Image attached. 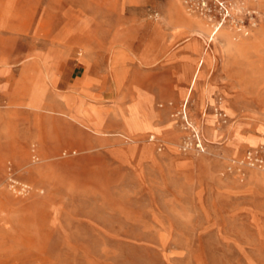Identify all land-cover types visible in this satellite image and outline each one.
I'll return each instance as SVG.
<instances>
[{
	"label": "rangeland",
	"instance_id": "374dc122",
	"mask_svg": "<svg viewBox=\"0 0 264 264\" xmlns=\"http://www.w3.org/2000/svg\"><path fill=\"white\" fill-rule=\"evenodd\" d=\"M14 89L0 264H264V0H0Z\"/></svg>",
	"mask_w": 264,
	"mask_h": 264
},
{
	"label": "crops",
	"instance_id": "0c3cea01",
	"mask_svg": "<svg viewBox=\"0 0 264 264\" xmlns=\"http://www.w3.org/2000/svg\"><path fill=\"white\" fill-rule=\"evenodd\" d=\"M203 59V58H202ZM203 64H204V61H202L201 62V65H200V69L199 70H201V68H202V66H203ZM49 69V66L48 65H46V64H44L43 65V67L42 66H40V64L35 68H33V67H29L28 69H25L24 70V74H23V76H22V79H20V80H17V82L19 83V82H24L25 80H27L26 78H27V76H30V77H37L39 74H44L45 73V71H47ZM84 76H86V73H83L82 75H80V76H78L77 78H73V79H68L67 80V89H69L70 91L69 92H66L65 94H62V93H60V92H58V98H59V100L61 101V102H63V103H65L66 102V104L64 105V106H67L68 104H73L72 102L73 101H70V100H72V99H77L78 98V96H79V94H84L85 93V91H82V88L84 89V88H86V89H88V91L90 92H92V90L94 89L90 84H85V85H83V84H78L77 83V80L79 79V78H82V77H84ZM43 83H44V78H42V79H40ZM46 81V80H45ZM49 83H53V81L52 82H50L49 81ZM56 82H54L53 84H55ZM16 86H17V83H16ZM16 88V87H15ZM85 89V90H86ZM97 89V91H99V92H101V94L105 97V92L103 91V89L104 88H96ZM99 89V90H98ZM102 89V90H101ZM134 89H135V87L133 88V91H131V93L130 92H128V91H125L126 90V88L125 87H123V92H124V94L125 95H127V99L126 100H128L129 101V103L131 102V100H132V98L133 97H136L137 96V93L134 91ZM55 93H56V91H54L52 94H51V96L49 97V96H45V99H53V97L55 96ZM20 93L18 92V90H12V92H5V93H0V105H3V106H8V105H10V104H13V103H16V102H27V101H25L22 97H21V94L19 95ZM112 95L113 96H115V93L113 92V90H112ZM26 98H28V97H26ZM66 98H68L69 99V101L68 100H66ZM126 100H125V104L127 103L126 102ZM123 101H120V103H122ZM128 103V104H129ZM124 104V105H125ZM128 104H126V105H128ZM119 113H120V111H119ZM116 114H118V113H115L113 116H110V114H109V116H108V123H110V124H112V125H115V126H117V127H122L123 125H124V123H123V120L122 119H120V118H117V116H116ZM20 119V118H19ZM20 120H24L23 122H19V121H17L16 122V120H12V122L15 124V125H17L18 126V122L20 123V127H18V130L17 131H19L20 132V134H22V133H26L27 131H35L34 129V127H33V125L31 124V121L29 120V119H20ZM0 123H3V122H0ZM3 126H6V124L5 123H3ZM13 126V125H12ZM18 132V133H19ZM16 133V132H15Z\"/></svg>",
	"mask_w": 264,
	"mask_h": 264
},
{
	"label": "built area",
	"instance_id": "2783aa9c",
	"mask_svg": "<svg viewBox=\"0 0 264 264\" xmlns=\"http://www.w3.org/2000/svg\"><path fill=\"white\" fill-rule=\"evenodd\" d=\"M225 11H228L226 7H224ZM261 156L258 153L249 152L247 154V161L253 165H263L264 166V159L260 158Z\"/></svg>",
	"mask_w": 264,
	"mask_h": 264
},
{
	"label": "bare ground",
	"instance_id": "6f19581e",
	"mask_svg": "<svg viewBox=\"0 0 264 264\" xmlns=\"http://www.w3.org/2000/svg\"><path fill=\"white\" fill-rule=\"evenodd\" d=\"M222 5H224L222 2H221ZM227 7V6H226ZM223 8V7H222ZM224 10V9H223ZM200 138V137H199ZM201 140V139H200ZM202 141V140H201ZM24 189V188H23ZM25 190V189H24ZM17 191V190H16ZM19 192V191H18Z\"/></svg>",
	"mask_w": 264,
	"mask_h": 264
}]
</instances>
